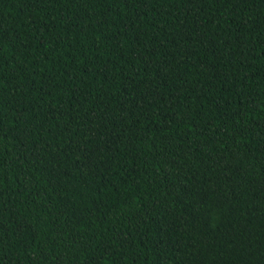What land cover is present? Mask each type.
<instances>
[{
    "label": "trees",
    "instance_id": "16d2710c",
    "mask_svg": "<svg viewBox=\"0 0 264 264\" xmlns=\"http://www.w3.org/2000/svg\"><path fill=\"white\" fill-rule=\"evenodd\" d=\"M0 264H264V0H0Z\"/></svg>",
    "mask_w": 264,
    "mask_h": 264
}]
</instances>
